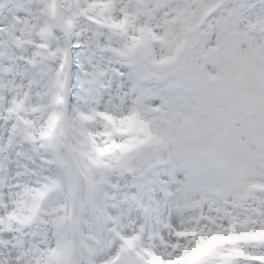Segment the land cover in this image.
I'll use <instances>...</instances> for the list:
<instances>
[{"label":"snow or ice","instance_id":"6c2138e0","mask_svg":"<svg viewBox=\"0 0 264 264\" xmlns=\"http://www.w3.org/2000/svg\"><path fill=\"white\" fill-rule=\"evenodd\" d=\"M131 140L50 264H264V0H0V264L54 246L69 144Z\"/></svg>","mask_w":264,"mask_h":264},{"label":"rangeland","instance_id":"374dc122","mask_svg":"<svg viewBox=\"0 0 264 264\" xmlns=\"http://www.w3.org/2000/svg\"><path fill=\"white\" fill-rule=\"evenodd\" d=\"M121 123L126 129L142 127V121L132 114ZM138 143L142 142L131 140L123 145H109L103 150L104 153H110L107 161L101 155L85 151L83 146L79 148L70 144L67 146V152L63 158H58V166L64 169L60 181L52 182V188L59 191L60 198H53L48 203L47 224L52 236L55 237V244L51 251L42 254L43 259H40V254H38L33 264H50L51 258L59 253H64L69 257L74 256L81 248L78 241L79 236L82 237L84 243L86 238H94L85 237L82 231L86 224L83 221V215L85 211L91 214L92 223L95 224L98 232L105 219L101 204L109 176L122 175L123 172L132 170L122 158L136 148ZM153 160L155 156H149L142 161V166H149ZM73 191H75L77 200L76 209L71 215L70 202Z\"/></svg>","mask_w":264,"mask_h":264},{"label":"water","instance_id":"95a60500","mask_svg":"<svg viewBox=\"0 0 264 264\" xmlns=\"http://www.w3.org/2000/svg\"><path fill=\"white\" fill-rule=\"evenodd\" d=\"M80 244H81V245H84L82 241L80 242Z\"/></svg>","mask_w":264,"mask_h":264}]
</instances>
